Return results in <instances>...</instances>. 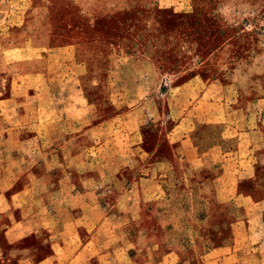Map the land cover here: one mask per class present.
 Segmentation results:
<instances>
[{"label":"rangeland","instance_id":"rangeland-1","mask_svg":"<svg viewBox=\"0 0 264 264\" xmlns=\"http://www.w3.org/2000/svg\"><path fill=\"white\" fill-rule=\"evenodd\" d=\"M28 19L42 43L89 50L112 103L154 97L160 125L190 106L238 130L213 168H193L179 136L111 186L117 221L154 246L148 264H264V0H0V35L24 38Z\"/></svg>","mask_w":264,"mask_h":264},{"label":"crops","instance_id":"crops-1","mask_svg":"<svg viewBox=\"0 0 264 264\" xmlns=\"http://www.w3.org/2000/svg\"><path fill=\"white\" fill-rule=\"evenodd\" d=\"M25 23L24 38L0 35V264H148L154 246L117 221L111 186L179 136L193 168H213L238 148V130L190 106L160 125L154 97L112 103L114 87L91 78L89 50L44 44ZM221 89L208 85L210 99Z\"/></svg>","mask_w":264,"mask_h":264}]
</instances>
